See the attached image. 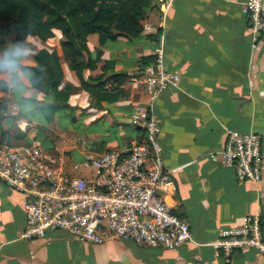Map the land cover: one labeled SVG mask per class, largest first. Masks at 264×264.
Here are the masks:
<instances>
[{
    "label": "crops",
    "instance_id": "0c3cea01",
    "mask_svg": "<svg viewBox=\"0 0 264 264\" xmlns=\"http://www.w3.org/2000/svg\"><path fill=\"white\" fill-rule=\"evenodd\" d=\"M244 2L152 0L143 21L150 28L107 39L100 48L110 73L149 74L159 49L164 67L179 73L178 84L167 87L152 109L161 127L164 169L173 180L162 195L189 223L190 240L175 249L116 238L92 244L61 230L25 240L24 196L0 181V264H264L254 249L224 257L210 244L246 215L259 214L264 233V36L254 40L241 12ZM10 42L5 36L0 49ZM98 55L92 47L91 56ZM129 77L119 87L122 96L109 93L101 108L82 111L74 106L86 105V96L73 95L52 121L28 127L23 117L10 122V95L0 89L6 105L0 143L37 144L67 172L85 155L124 149L143 134L131 120L133 106L149 103L144 88ZM229 130L261 136L259 182L240 180L232 168L211 160V154L221 158Z\"/></svg>",
    "mask_w": 264,
    "mask_h": 264
},
{
    "label": "built area",
    "instance_id": "2783aa9c",
    "mask_svg": "<svg viewBox=\"0 0 264 264\" xmlns=\"http://www.w3.org/2000/svg\"><path fill=\"white\" fill-rule=\"evenodd\" d=\"M241 12L258 41L264 36V0H245ZM148 28L143 25V31ZM163 54L159 49L151 73L129 77L144 88L149 103L133 106L131 120L143 134L124 149L85 155L67 172L37 144L0 143V181L24 196L20 238L32 240L61 230L92 244L116 238L166 249L190 240L189 223L162 195L173 180L164 169L161 127L152 106L167 87L179 82V73L164 67ZM115 86L109 80L104 88ZM262 148L258 133L229 130L221 158H210L232 168L240 180L259 182ZM210 244L224 257L234 250L254 249L264 258L260 215H246L238 226L223 228Z\"/></svg>",
    "mask_w": 264,
    "mask_h": 264
},
{
    "label": "trees",
    "instance_id": "16d2710c",
    "mask_svg": "<svg viewBox=\"0 0 264 264\" xmlns=\"http://www.w3.org/2000/svg\"><path fill=\"white\" fill-rule=\"evenodd\" d=\"M152 0H0V46L5 36L12 42L27 38L33 43L34 65L46 69V88L55 103L47 121L59 106H70L73 95L84 94L82 111L101 108L109 93L119 97V86L129 77L110 73L102 58L107 39L131 38L142 31L145 8ZM54 30L60 32L57 37ZM95 38V46L92 39ZM96 48L97 57L91 56ZM146 59V58H145ZM144 59V60H145ZM147 59H153L152 57ZM111 80L115 87L104 85ZM0 101V118L5 110Z\"/></svg>",
    "mask_w": 264,
    "mask_h": 264
},
{
    "label": "clouds",
    "instance_id": "9594fccd",
    "mask_svg": "<svg viewBox=\"0 0 264 264\" xmlns=\"http://www.w3.org/2000/svg\"><path fill=\"white\" fill-rule=\"evenodd\" d=\"M32 53L33 43L27 38L0 49V89L9 93L14 109L9 120L23 117L28 121L25 127L32 121L45 124L55 103L54 93L45 86L46 69L28 62Z\"/></svg>",
    "mask_w": 264,
    "mask_h": 264
},
{
    "label": "rangeland",
    "instance_id": "374dc122",
    "mask_svg": "<svg viewBox=\"0 0 264 264\" xmlns=\"http://www.w3.org/2000/svg\"><path fill=\"white\" fill-rule=\"evenodd\" d=\"M84 172L82 171V174H83ZM81 175V174H80Z\"/></svg>",
    "mask_w": 264,
    "mask_h": 264
}]
</instances>
